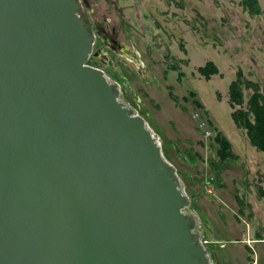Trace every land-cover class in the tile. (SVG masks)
Wrapping results in <instances>:
<instances>
[{
	"label": "water",
	"instance_id": "95a60500",
	"mask_svg": "<svg viewBox=\"0 0 264 264\" xmlns=\"http://www.w3.org/2000/svg\"><path fill=\"white\" fill-rule=\"evenodd\" d=\"M84 3L0 0V264H215Z\"/></svg>",
	"mask_w": 264,
	"mask_h": 264
},
{
	"label": "rangeland",
	"instance_id": "374dc122",
	"mask_svg": "<svg viewBox=\"0 0 264 264\" xmlns=\"http://www.w3.org/2000/svg\"><path fill=\"white\" fill-rule=\"evenodd\" d=\"M259 1L262 12L254 15L242 0H86L81 11L126 49L90 63L120 83L123 98L159 136L215 264H264V151L232 116L252 89L243 87L244 104L235 105L229 88L238 70L264 88ZM208 61L218 71L207 77L198 68ZM219 132L231 144L226 159Z\"/></svg>",
	"mask_w": 264,
	"mask_h": 264
},
{
	"label": "trees",
	"instance_id": "16d2710c",
	"mask_svg": "<svg viewBox=\"0 0 264 264\" xmlns=\"http://www.w3.org/2000/svg\"><path fill=\"white\" fill-rule=\"evenodd\" d=\"M242 5L253 15L262 12L259 0H242ZM198 70L208 77L218 71V66L213 61H208L205 65L200 66ZM243 87L252 89L251 96L248 99L247 106L237 109L232 113V116L238 126L247 129L251 143L264 151V88L261 89L258 82L246 79L243 71L238 70L236 79L229 86L230 100L233 104H244ZM251 114L254 116V121L251 120ZM217 139L221 143V150L219 151L221 158L226 159L233 155L229 140L221 132L218 133Z\"/></svg>",
	"mask_w": 264,
	"mask_h": 264
},
{
	"label": "flooded vegetation",
	"instance_id": "af4514ba",
	"mask_svg": "<svg viewBox=\"0 0 264 264\" xmlns=\"http://www.w3.org/2000/svg\"><path fill=\"white\" fill-rule=\"evenodd\" d=\"M89 11V10H87ZM87 18V17H85ZM92 28L94 30V32L96 33V36L100 38L101 40V45L96 46V48L94 49L95 52H97L96 57H98L99 59H101L103 62H108V60L110 59V55L108 53L109 49H113L114 51L117 52H121L123 53L124 47L122 44H120L117 40L111 38V40L105 38V35L102 34L100 32V27L99 25L96 23V20L93 19V23H92ZM110 47V48H109Z\"/></svg>",
	"mask_w": 264,
	"mask_h": 264
}]
</instances>
